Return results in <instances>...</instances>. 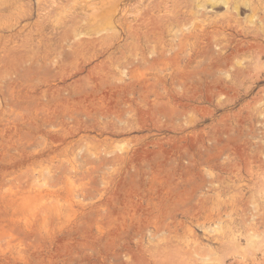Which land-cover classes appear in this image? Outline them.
Segmentation results:
<instances>
[{
  "label": "rangeland",
  "instance_id": "rangeland-1",
  "mask_svg": "<svg viewBox=\"0 0 264 264\" xmlns=\"http://www.w3.org/2000/svg\"><path fill=\"white\" fill-rule=\"evenodd\" d=\"M154 1L0 0V264H264V0Z\"/></svg>",
  "mask_w": 264,
  "mask_h": 264
},
{
  "label": "bare ground",
  "instance_id": "bare-ground-1",
  "mask_svg": "<svg viewBox=\"0 0 264 264\" xmlns=\"http://www.w3.org/2000/svg\"><path fill=\"white\" fill-rule=\"evenodd\" d=\"M222 2L224 4H228L230 1L229 0H222ZM170 3V0H155L153 2V4L145 9H139L137 11V13L139 15H141L143 17V19L145 20H151V14L153 13L154 10L156 9H160V8H167L168 5ZM235 9L238 10V12L241 10V6L239 5V2H236L235 5ZM98 13H96L95 11V16H97ZM264 52L263 48H260L259 54H257V57L260 58L261 54ZM264 176H261L260 174H258V176H256V180L254 182V186H255V198L257 199L258 202L261 201V199L264 198ZM261 209L259 207V205H257L255 207V214L254 217L257 220V223L255 224V228H251L252 230V237H253V241L257 240V246H261L263 247L264 245V241H263V237H264V233L262 235V232L260 231V227H264V214L260 213ZM233 239V243L236 241L235 238ZM261 239V240H260ZM263 243V244H262Z\"/></svg>",
  "mask_w": 264,
  "mask_h": 264
}]
</instances>
